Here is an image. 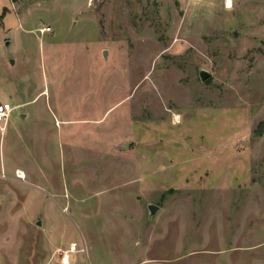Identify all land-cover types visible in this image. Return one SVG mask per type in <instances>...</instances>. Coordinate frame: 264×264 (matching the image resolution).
I'll return each instance as SVG.
<instances>
[{
	"label": "rangeland",
	"instance_id": "374dc122",
	"mask_svg": "<svg viewBox=\"0 0 264 264\" xmlns=\"http://www.w3.org/2000/svg\"><path fill=\"white\" fill-rule=\"evenodd\" d=\"M232 2L0 0V264H264V0Z\"/></svg>",
	"mask_w": 264,
	"mask_h": 264
},
{
	"label": "built area",
	"instance_id": "2783aa9c",
	"mask_svg": "<svg viewBox=\"0 0 264 264\" xmlns=\"http://www.w3.org/2000/svg\"><path fill=\"white\" fill-rule=\"evenodd\" d=\"M232 0H225V6L226 7H231L232 6ZM50 28L42 27L40 31L42 33L49 31ZM16 106H12L9 102H4L0 103V123H6L7 120L9 119L11 113L13 112V109ZM5 176V175H4ZM16 176L18 178H25V173L22 170H17L16 171Z\"/></svg>",
	"mask_w": 264,
	"mask_h": 264
},
{
	"label": "water",
	"instance_id": "95a60500",
	"mask_svg": "<svg viewBox=\"0 0 264 264\" xmlns=\"http://www.w3.org/2000/svg\"><path fill=\"white\" fill-rule=\"evenodd\" d=\"M106 55H107V51L105 50L104 51V56H106ZM200 77H201V79L203 81H205V80H207L210 77V73L207 70L202 69L200 71ZM22 116L25 117V114H22ZM122 146L123 147H126L127 146V143L122 144ZM158 208L159 207L157 205L149 204V210H150V213L151 214L156 213V211L158 210ZM38 223H39V225L41 224V222H38Z\"/></svg>",
	"mask_w": 264,
	"mask_h": 264
},
{
	"label": "trees",
	"instance_id": "16d2710c",
	"mask_svg": "<svg viewBox=\"0 0 264 264\" xmlns=\"http://www.w3.org/2000/svg\"><path fill=\"white\" fill-rule=\"evenodd\" d=\"M6 14V9L4 10V13H3V15H2V18L1 19H3L4 18V15ZM0 25H1V22H0Z\"/></svg>",
	"mask_w": 264,
	"mask_h": 264
},
{
	"label": "bare ground",
	"instance_id": "6f19581e",
	"mask_svg": "<svg viewBox=\"0 0 264 264\" xmlns=\"http://www.w3.org/2000/svg\"><path fill=\"white\" fill-rule=\"evenodd\" d=\"M232 7V6H231ZM67 259H68V256H67Z\"/></svg>",
	"mask_w": 264,
	"mask_h": 264
},
{
	"label": "crops",
	"instance_id": "0c3cea01",
	"mask_svg": "<svg viewBox=\"0 0 264 264\" xmlns=\"http://www.w3.org/2000/svg\"><path fill=\"white\" fill-rule=\"evenodd\" d=\"M24 172V171H23Z\"/></svg>",
	"mask_w": 264,
	"mask_h": 264
}]
</instances>
